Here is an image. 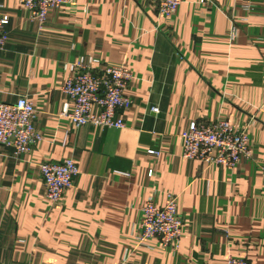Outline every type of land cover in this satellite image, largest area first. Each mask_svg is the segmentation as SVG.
Segmentation results:
<instances>
[{
    "label": "crops",
    "instance_id": "crops-1",
    "mask_svg": "<svg viewBox=\"0 0 264 264\" xmlns=\"http://www.w3.org/2000/svg\"><path fill=\"white\" fill-rule=\"evenodd\" d=\"M244 3L183 0L165 18L156 0H69L39 31L19 0H0V102L28 97L43 136L19 158L0 144V264H122L126 249L124 264H264V0L250 14ZM80 56L133 73L124 128H74L61 115L63 66ZM217 119L247 127L252 156L233 169L181 155V132ZM67 157L78 174L50 202L39 165ZM151 192L159 204L177 196L176 250L135 246Z\"/></svg>",
    "mask_w": 264,
    "mask_h": 264
},
{
    "label": "built area",
    "instance_id": "built-area-1",
    "mask_svg": "<svg viewBox=\"0 0 264 264\" xmlns=\"http://www.w3.org/2000/svg\"><path fill=\"white\" fill-rule=\"evenodd\" d=\"M211 0H200L209 3ZM243 9L250 14L255 9L256 0H243ZM29 12L30 19L36 22L41 31L48 12L62 8L69 0H19ZM183 0H156L159 15L169 18L175 14ZM2 5L0 4V10ZM9 17L0 13V53L8 42ZM238 29L230 30L231 39L237 37ZM68 76L60 90L68 97L61 115L66 117L74 128L90 125L100 128L125 127L123 111L132 104L126 89L133 79V73L124 65L108 64L92 56H80L76 62L64 64ZM70 104V106H69ZM152 111L157 113L158 107ZM36 109L26 96L15 102H0V144L11 148L13 156L19 158L30 154L34 146L43 139L35 128ZM181 155L190 160H198L206 165H219L235 168L243 159L252 156V148L246 126H237L226 119L211 122H191L181 132ZM148 154L158 156L159 151L149 149ZM47 200L57 203L63 193L73 185L78 167L73 158H63L58 162H44L39 165ZM153 171L148 172L152 177ZM183 219L178 212L177 196L168 194L163 204H159L156 193L151 192L141 206V216L133 229L136 247L148 246L157 239L164 248L176 250L182 235ZM131 251L125 250L124 264ZM225 264H250L244 258L228 257Z\"/></svg>",
    "mask_w": 264,
    "mask_h": 264
}]
</instances>
